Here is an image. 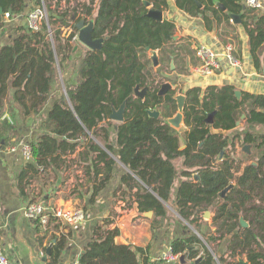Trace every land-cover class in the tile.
<instances>
[{"label":"trees","instance_id":"1","mask_svg":"<svg viewBox=\"0 0 264 264\" xmlns=\"http://www.w3.org/2000/svg\"><path fill=\"white\" fill-rule=\"evenodd\" d=\"M32 1L33 5L28 0H0V145L10 143L13 135L19 138L17 118L40 117L53 101L45 119L52 129L31 143L33 161L20 174L21 192L27 195L25 179L29 174L33 177L49 167L88 162L85 172L93 182L94 202L121 163L126 167L121 185L130 191L137 189L133 194L139 211H154L157 217H164L168 212L164 202L175 197L179 214L203 236L191 231L174 240V254L187 253L193 264H237L230 259L243 256L249 264H264V130L229 133L238 127L243 114L247 125L264 126V94L244 93L238 98L232 85L210 86L204 92L200 87L188 89L186 128L176 129L166 121L177 112L176 90L159 95L165 66L178 54L172 45L176 23L150 17V8L144 4L149 1L153 8L166 10L170 0ZM62 1L68 5L75 1L76 5L60 11ZM176 6L191 16H203L209 30L223 19L230 23L229 13L240 14L251 54L261 67L264 11L246 6L243 0H176ZM36 7L47 10L38 29L6 20L7 12L18 19ZM82 18L95 19V38L108 36L102 49L91 50L74 41L76 23ZM64 27L72 32L63 33ZM147 47L159 51L157 73L161 75L155 74ZM137 86L148 88L144 98L135 94ZM123 103L125 121L115 125L110 114ZM148 109L159 110L160 117H151ZM213 111V123L209 124L206 119ZM113 126L117 128L116 140L112 139ZM240 142L263 152L254 161H245L236 154ZM77 150V158L69 160ZM242 152L247 157L250 154ZM179 157L183 159L182 171L174 163ZM179 176L184 179L175 189ZM231 183L235 186L221 196ZM207 209L214 212L211 225L215 230L210 235L199 223ZM241 216L249 222L248 228L241 225ZM119 234L118 227L105 229L97 224L80 254V264H146V249L118 243ZM71 237L72 231L53 233L46 244L47 234L37 237L45 251L51 245L47 264H58ZM224 240L228 258L208 248Z\"/></svg>","mask_w":264,"mask_h":264},{"label":"crops","instance_id":"2","mask_svg":"<svg viewBox=\"0 0 264 264\" xmlns=\"http://www.w3.org/2000/svg\"><path fill=\"white\" fill-rule=\"evenodd\" d=\"M28 1L30 4L33 3L32 0ZM261 1L263 8L259 10L262 12L264 11V0ZM170 4L169 9L163 10L164 20H174L176 23V32L172 45L176 48L178 54L165 66L166 68L162 73L164 76L162 77L165 78L166 82L173 84L176 93L186 95V91L194 87H200L204 92L210 86L232 85L236 90H241L242 95L244 93L264 94V48L260 50L263 54H260L261 67L259 68L256 66L251 54L250 38L242 24L240 14L238 15L241 22L235 23L231 18V22L228 23L223 19L213 30H209L205 25L203 16L194 17L179 9L176 6V0H170ZM29 11L30 9H28ZM26 14L18 19L16 17L9 19L7 22L11 25L14 22L15 24L23 22L27 25ZM202 43L210 45L221 54L228 44H232L236 56L241 61V68L232 67L222 55L219 58L220 69L207 75L198 73L197 67L202 64V61L196 57L195 49ZM172 45L169 47H172ZM158 54L160 56L159 51ZM157 68L154 67L155 74L161 75L157 73ZM166 77L172 81H169ZM73 80L76 81L75 76ZM52 102L50 100L47 103V108L40 117L31 115L23 119L21 117L17 118L19 138L13 135L14 132L8 133L11 136L13 135L11 142L3 146L0 145V249L6 252L15 264H18L12 251V236L17 231L20 234H29L37 241L39 251L44 252L43 247L40 246L37 240V237L44 234L41 233V229L36 222L26 219L23 215V209L29 203L39 201L53 208L57 206L69 208L82 205L85 210L86 219L82 224L70 226L62 222H55L51 225V230L47 234L45 244L53 233L59 234L72 231L69 245L61 256L70 264L80 257L86 244L92 238L97 224H102L105 229L118 227L120 229V234L116 237L118 243L132 244L145 248L146 264H193L189 259L182 263L179 259L177 261H167L162 258L163 254L171 248L174 240L188 236L191 231L203 237L195 226L188 223L179 214L176 198L174 197L169 202H164L168 209L164 217H157L154 211L152 215L139 211L138 203L133 194L137 189L134 188L130 191L121 185L122 175L124 174V169H126V167L123 169L121 163L116 167L115 175L106 188L95 197L94 202H91L93 182L89 181L90 175L85 172L88 162H77L68 167L62 164L59 169H51L49 167L46 171L39 172L33 177H30L29 174L25 179V182H28L25 186L27 195L21 192L19 189L20 174L27 167V164L33 160H27L20 149L12 151L10 148L13 144L21 142L31 144L44 132L52 129L45 125L46 113L52 106ZM7 117L11 120L9 114ZM245 118L242 119L241 117L239 120H244L243 122L241 121L242 125L239 126V130H264V126L252 127L247 125ZM109 120L115 125L122 123L112 119ZM181 126L186 128L184 122L181 123ZM116 129V126H113L111 130L112 139L114 140H116L117 135ZM237 130L238 127L229 133L233 135L237 133ZM182 147H184L183 140ZM81 149L79 148V150ZM79 150L69 155L68 159L77 158ZM174 163L177 169L182 171L183 159L179 157L174 160ZM183 179V176L178 177L175 189L178 188ZM123 191L125 193L124 197L121 196ZM107 218L112 219V222L106 224L104 220ZM199 223L204 225V231L208 235L215 230V226L211 225V220L201 219ZM208 248L212 252L216 251L219 255H224L225 258L229 257L225 241L213 242L212 246H208ZM230 260L240 263L241 260L246 261L247 258L243 256L241 258H231ZM217 264L223 263L217 261Z\"/></svg>","mask_w":264,"mask_h":264},{"label":"water","instance_id":"3","mask_svg":"<svg viewBox=\"0 0 264 264\" xmlns=\"http://www.w3.org/2000/svg\"><path fill=\"white\" fill-rule=\"evenodd\" d=\"M144 4L150 8L148 11V15L150 17L156 20H159V21L164 20L163 10L153 8L151 2L149 1H144ZM198 5L202 7V4L200 2H198ZM217 5L223 11H226V7L222 3L217 2ZM229 15L235 23L241 22V19L238 14L229 13ZM76 27L78 29V40L81 44H83L84 46H86L87 48L91 50L102 49L103 43L105 39L108 38V36L100 37V38H95L93 36V31L95 27L94 18H91L88 21H86L85 18H82L76 23ZM147 50L149 51L150 48L147 47ZM150 51H151L150 57H151L153 66L158 67L160 65L158 51L156 50H150ZM171 90H175V88H173V84L171 82H164L161 85L159 95L164 96ZM147 91H148L147 87L144 89H141L139 86H137L135 89V94L140 98H144ZM235 93L238 98H240L242 95V91L239 89H237ZM174 98L177 101V112L174 116L168 117L166 121L171 126L175 128H180L181 123L184 120V110L186 106L187 96L183 93H177L174 95ZM147 112L151 117H154V118H159L161 115V112L157 109H148ZM125 113H126V103H123L118 109L113 108L110 114V119L119 121V122H124ZM214 114H215V111L211 112L208 115L206 120L209 124L213 123ZM243 118H245V114L242 115V119ZM240 123L241 121H237V126L240 125ZM249 146H250L249 144L244 145V149L247 150ZM198 178H199V175L195 174V179L197 180ZM234 186H235L234 183L229 184L221 192V196H225V194ZM211 212H212L211 209H207L203 213V216L205 218H209L211 217ZM147 214L152 215L153 211H148ZM240 222L244 228H248L250 226L249 222L243 216L240 217ZM12 251L16 256L18 264H47V260L51 252V245H49L46 251L43 253L39 251L37 241L34 238H32L29 234H20L19 232L16 231L15 235L12 236ZM179 260L182 263H185L187 261V253H183L179 255ZM58 264H70V263L61 257ZM240 264H249V263L247 260L246 261L241 260Z\"/></svg>","mask_w":264,"mask_h":264},{"label":"built area","instance_id":"4","mask_svg":"<svg viewBox=\"0 0 264 264\" xmlns=\"http://www.w3.org/2000/svg\"><path fill=\"white\" fill-rule=\"evenodd\" d=\"M243 2L248 7H253L256 9L263 8V3L261 0H243ZM63 3H65V1ZM46 16V8L36 7L27 14L28 26L33 29H38L42 23V19ZM5 17L6 20L15 18H11L12 16L9 12L6 13ZM64 29H67L68 33L72 32L70 27H64L63 30ZM74 41H79L78 32L74 37ZM195 54L196 57L202 61V64L197 67V72L201 74H212L216 70L220 69L219 58L222 55L232 67L241 68L242 65L240 59H238V57L235 55L234 46L232 44H228L225 47L224 52L221 54L210 45L202 43L195 49ZM10 149L12 151L20 149L27 160H31L33 158L32 146L28 142L13 144ZM23 214L26 219L37 223L42 234H48L51 230V225L55 222H62L70 226H75L82 224L86 219V213L83 207L72 206L69 208H64L57 206L53 208L52 206L39 201L29 203L23 209ZM162 258L167 261H177L179 259V255L174 254L172 248H170L163 254ZM0 264H15V262L10 259L6 252L0 249ZM72 264H80L79 257L76 258Z\"/></svg>","mask_w":264,"mask_h":264},{"label":"rangeland","instance_id":"5","mask_svg":"<svg viewBox=\"0 0 264 264\" xmlns=\"http://www.w3.org/2000/svg\"><path fill=\"white\" fill-rule=\"evenodd\" d=\"M64 1H62V3H61V6H62V10H60V11H63V10H65L66 8H68L69 6H75L76 5V3H75V1H73V2H71L69 5L65 2V3H63ZM63 33H68V30L67 29H64L63 30ZM78 44H80V45H82V46H84L83 44H81L79 41L77 42ZM86 47V46H85ZM69 71H70V74L72 73L71 71H72V69L71 68H69ZM168 71H169V69H168ZM60 77H61V83H62V86L64 87V82H63V79H62V77H63V75H62V73L60 74ZM73 78H74V76L71 78V81L73 80ZM162 80H163V83L164 82H166L165 81V78L164 77H162ZM74 81V80H73ZM242 122L244 121V120H241ZM242 124L240 123V125H238V130L237 131H239V126H241ZM181 128H184V127H182L181 126ZM247 130V129H246ZM245 129H244V131H246ZM263 130V129H262ZM241 131V130H240ZM242 151H247V152H250V154H249V156L247 157V156H245V154H243V152ZM263 152V150H261V149H259V148H256L254 145H250L249 147H248V149L247 150H245L244 149V145H242V143L240 142L239 143V146L237 147V151H236V154H237V157H239V158H242L243 160H245V161H249L250 159L252 160V161H254L261 153ZM79 207H83L82 205H79ZM178 210V209H177ZM212 211V210H211ZM204 213V212H203ZM203 213L201 214V216H202V220H208V221H210L211 220V223L213 222L212 221V217H213V215H214V212L212 211L211 212V217H209V218H205L204 216H203ZM210 227V226H209ZM208 228V227H207ZM224 241H226V240H224ZM43 251L45 252V250L43 249ZM43 252V253H44Z\"/></svg>","mask_w":264,"mask_h":264}]
</instances>
